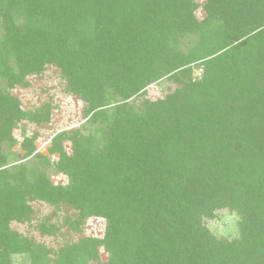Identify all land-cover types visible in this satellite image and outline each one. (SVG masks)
Instances as JSON below:
<instances>
[{"label": "trees", "instance_id": "obj_1", "mask_svg": "<svg viewBox=\"0 0 264 264\" xmlns=\"http://www.w3.org/2000/svg\"><path fill=\"white\" fill-rule=\"evenodd\" d=\"M48 66L80 119L43 154L57 105L13 90ZM16 257L264 264V0H0V264Z\"/></svg>", "mask_w": 264, "mask_h": 264}, {"label": "rangeland", "instance_id": "obj_2", "mask_svg": "<svg viewBox=\"0 0 264 264\" xmlns=\"http://www.w3.org/2000/svg\"><path fill=\"white\" fill-rule=\"evenodd\" d=\"M198 16H200V14ZM200 72V69L195 70L194 76L198 77ZM28 81L31 83L29 89L23 90L15 88L13 90L14 96L20 100L23 110H33V108L38 107L48 98H52L57 105V110L52 113L50 123L45 124L38 129L40 135L35 144L38 151L45 154L46 147L49 145V141L53 134L59 132L64 126L70 128L71 126H77L79 124L80 104L76 99L69 98L65 95L63 85L59 80V72L55 68L52 69L51 66H48L41 76H31L28 78ZM173 89L174 85H172V83L162 82L151 85L149 94L151 97L156 98L160 97L162 93L172 91ZM32 130H34V127L28 126L23 122L21 123V126L14 131V137L18 141H21V134L25 133L26 136H29ZM65 148L68 152L70 148L68 143H65ZM1 152L5 153V148H2ZM40 209L42 210V215H45L43 214L45 208L41 206ZM38 216L41 217L40 214ZM208 225L217 235L232 237L236 233L235 218L227 216L226 213H220L219 218L215 221L209 222ZM103 233L104 225L102 221L90 219L84 226L82 236L91 235L98 238L101 237ZM74 240H76V237ZM48 245L53 246L51 241ZM101 255L104 259V255ZM14 262V264H27L19 257H16Z\"/></svg>", "mask_w": 264, "mask_h": 264}]
</instances>
